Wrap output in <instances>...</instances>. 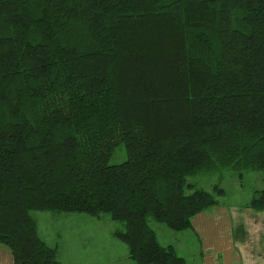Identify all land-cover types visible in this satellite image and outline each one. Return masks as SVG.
<instances>
[{
	"label": "trees",
	"instance_id": "1",
	"mask_svg": "<svg viewBox=\"0 0 264 264\" xmlns=\"http://www.w3.org/2000/svg\"><path fill=\"white\" fill-rule=\"evenodd\" d=\"M254 170L264 0H0V242L17 264H60L33 210L109 214L135 263L187 264L149 218L187 229L227 173Z\"/></svg>",
	"mask_w": 264,
	"mask_h": 264
},
{
	"label": "crops",
	"instance_id": "2",
	"mask_svg": "<svg viewBox=\"0 0 264 264\" xmlns=\"http://www.w3.org/2000/svg\"><path fill=\"white\" fill-rule=\"evenodd\" d=\"M224 196L219 198L220 202L218 204L196 213L192 217L191 227L187 229L174 230L167 224L157 221L165 224L172 231H188L187 235L180 237L181 234L165 230L169 234L173 233V238L175 237L178 242L176 243L178 245H176L175 243H163L157 231L151 226L155 230L159 242L164 246H173L179 255V249L184 250L186 246V252L192 254L191 264H264V210H255L249 207V202L243 205L244 208L233 209L221 199ZM82 214L78 212H61L59 214H46V216L48 218L57 216L58 220H67L80 218ZM94 217L98 223L94 220H87L88 226H99L103 220L109 219L105 218L104 214ZM110 218L112 217L110 216ZM118 227H121V225L117 226L116 229ZM38 231L41 238L48 243L47 239L41 235L39 221ZM112 234L115 235L114 232ZM46 236H48V233H46ZM181 240H183V244L179 243ZM56 246L58 247L57 259L60 264L99 263V260H94L93 257L78 255L61 259L59 257V246ZM122 250V255H112L110 258H117L116 260H121L122 264H137L130 257L128 245L127 250L125 248H122ZM181 256L187 260L185 255ZM0 264H17L11 248L3 242H0ZM187 264H189L188 260Z\"/></svg>",
	"mask_w": 264,
	"mask_h": 264
},
{
	"label": "rangeland",
	"instance_id": "3",
	"mask_svg": "<svg viewBox=\"0 0 264 264\" xmlns=\"http://www.w3.org/2000/svg\"><path fill=\"white\" fill-rule=\"evenodd\" d=\"M126 158L124 146H118L111 159V163H119ZM189 182L208 191L216 192L217 190H214L213 187L218 182V177L215 175H196L189 177ZM221 186L226 191L225 196L221 199L228 206L239 210L240 208H244L243 205L250 201L255 189L264 188V171H248L243 177H240L236 172H229L222 180ZM31 213L39 221L41 235L47 239L50 245L59 246V257L61 259L70 257L71 255H78L89 258L93 257L94 260H99L98 264H122L121 260L110 258L112 255H122L124 250L121 251L122 248L127 250V244L112 234V232L115 233L116 227L121 225V223L114 221L110 218V215L104 214L105 218L109 219L103 220L99 226H88L87 220L97 221L94 216L87 213L80 215V218H70L67 220H58L57 216L48 218L46 214L61 213L53 210H33ZM149 223L157 231L163 243H178L176 238H173V233H167L169 231L181 234L180 237L188 234V231L169 230L170 228L165 224L158 223L153 218H149ZM165 230L168 231L165 232ZM46 233H48V236H46ZM89 237L90 239H88ZM179 243L183 244V240ZM185 247L184 250L179 249V253L180 255H185L189 264H191L192 254H188Z\"/></svg>",
	"mask_w": 264,
	"mask_h": 264
}]
</instances>
